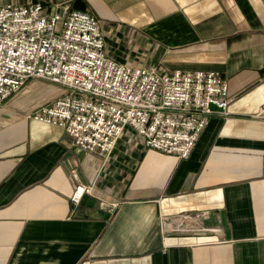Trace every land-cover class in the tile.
<instances>
[{"label": "crops", "instance_id": "1", "mask_svg": "<svg viewBox=\"0 0 264 264\" xmlns=\"http://www.w3.org/2000/svg\"><path fill=\"white\" fill-rule=\"evenodd\" d=\"M74 1L98 16L108 55L218 69L230 100L185 157L129 124L108 153L79 154L24 106L65 87L21 85L0 102V264H264V0ZM71 165L91 183L78 203Z\"/></svg>", "mask_w": 264, "mask_h": 264}, {"label": "built area", "instance_id": "2", "mask_svg": "<svg viewBox=\"0 0 264 264\" xmlns=\"http://www.w3.org/2000/svg\"><path fill=\"white\" fill-rule=\"evenodd\" d=\"M72 1L0 0V102L28 79L42 78L65 91L26 115L62 126L80 147L106 154L129 124L146 146L187 156L210 113L226 112L227 77L214 68L119 61L105 50L98 16ZM69 172V198L78 203L91 183L76 165Z\"/></svg>", "mask_w": 264, "mask_h": 264}, {"label": "rangeland", "instance_id": "3", "mask_svg": "<svg viewBox=\"0 0 264 264\" xmlns=\"http://www.w3.org/2000/svg\"><path fill=\"white\" fill-rule=\"evenodd\" d=\"M19 1H27V0H19ZM45 4H50L51 2H53L54 0H42ZM87 9H89V10H91L92 11V9L91 8H87ZM32 79H37V80H42V81H47V80H44V79H42V78H36V77H34V78H31V79H29V80H27L25 83H27V82H29L30 80H32ZM25 83H23V84H25ZM22 84V85H23ZM44 84V83H43ZM27 96V98H29V100L26 102V104L24 105L25 107H28V108H25V110H29L31 107H33V106H35V105H37V104H40V102H42L44 99L43 98H41V99H39V98H35V97H31V94H30V96L29 95H26ZM33 96V95H32Z\"/></svg>", "mask_w": 264, "mask_h": 264}, {"label": "water", "instance_id": "4", "mask_svg": "<svg viewBox=\"0 0 264 264\" xmlns=\"http://www.w3.org/2000/svg\"><path fill=\"white\" fill-rule=\"evenodd\" d=\"M74 150H75L76 152H78L79 154L82 153V151H83V149H82L81 147H79V146H76V147L74 148Z\"/></svg>", "mask_w": 264, "mask_h": 264}, {"label": "trees", "instance_id": "5", "mask_svg": "<svg viewBox=\"0 0 264 264\" xmlns=\"http://www.w3.org/2000/svg\"><path fill=\"white\" fill-rule=\"evenodd\" d=\"M71 6H72V7L75 6V1H74V2L72 1V2H71Z\"/></svg>", "mask_w": 264, "mask_h": 264}]
</instances>
